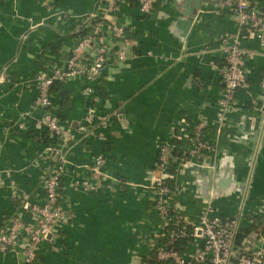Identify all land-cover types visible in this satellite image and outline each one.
Wrapping results in <instances>:
<instances>
[{
  "label": "crops",
  "instance_id": "obj_1",
  "mask_svg": "<svg viewBox=\"0 0 264 264\" xmlns=\"http://www.w3.org/2000/svg\"><path fill=\"white\" fill-rule=\"evenodd\" d=\"M97 1L0 0V225L15 210L14 190L42 200L50 161L39 155L46 143L27 133L44 129L31 120L22 129L10 124L32 109L36 75L66 68L83 18ZM251 1L264 16V0ZM103 6L100 0L99 13ZM111 20L130 40L125 45L104 32L108 44L124 51L123 59L115 54L96 79L75 76L61 85L68 94L60 122L73 134L63 144L69 161L60 194L65 217L40 244L36 264H141L164 227L150 189L159 149L172 140L181 150L189 146L197 121L205 123L203 137L213 149L200 165L173 164L169 205L191 227L202 196L213 192L214 214H241V227H264V27L262 39L244 35L248 85L236 90L220 119L223 54L217 41L238 26L218 0H156L147 13L125 1ZM85 86L100 98L97 112L108 115L107 124L95 125L87 136L77 130L91 106ZM51 96L58 109L57 91ZM98 153L105 156L103 170L119 183L106 181L96 191L74 188L72 181L89 176ZM261 236L251 245L264 251ZM196 244L184 251H195ZM24 247L19 241L1 251L0 264H21Z\"/></svg>",
  "mask_w": 264,
  "mask_h": 264
},
{
  "label": "built area",
  "instance_id": "obj_2",
  "mask_svg": "<svg viewBox=\"0 0 264 264\" xmlns=\"http://www.w3.org/2000/svg\"><path fill=\"white\" fill-rule=\"evenodd\" d=\"M138 9L149 12L156 0H135ZM125 0H103L104 6L100 13H89L97 16L93 24H87L89 30L82 35L73 46L67 60L66 68L53 66L49 71L42 70L36 77V96L33 100L32 109L21 114L19 121L12 122L10 126L22 129L25 121L31 120L37 128L47 131L54 143L45 144L39 155L49 157L50 169L48 177L43 181V197L40 202L34 201L30 194L21 190H14L13 198L20 203V209L10 218L3 227L0 225V252L12 250L19 241L25 243L22 252L21 264H36L40 244L53 236L65 217L63 207L57 202L60 181L66 174V165L69 163L63 144L71 140L73 134L64 128L56 114L47 107L53 105L50 85L55 80L65 81L75 76H85L88 80L100 76L108 59L110 45L104 32L117 41L129 45V38L122 25L111 20V14L118 11L119 4ZM221 7L227 9L237 22L238 30L234 34H223L218 38V47L223 54V64L218 68L223 81V92L219 101V117L232 103L234 94L238 88L247 87L245 74V54L242 47L244 38L243 31L251 33L262 39L264 16L261 10L251 0H218ZM85 24V23H84ZM85 27V25H83ZM105 30V31H104ZM116 55L123 59L124 51L117 50ZM82 93L91 95V106L85 115L84 122L77 130L83 136L91 134L95 125L105 126L108 115L99 114L96 105L99 96L93 92L91 86H85ZM40 112V115H36ZM205 123L197 121L192 126L191 143L183 148L185 157L175 158L173 150L177 147L176 141H168L161 145L159 155L155 163L150 189L153 194L154 206L158 210L163 221V229L150 242V249L155 250L156 260H171L174 264H263L264 251L257 245H251L248 239L246 247L239 249L235 243V235L240 226L241 214L221 217L213 213L211 201L213 192L202 196V207L198 220L192 224L189 231L185 223L180 221L179 216L168 203L171 195L169 180L172 176L171 167L173 162L190 165H200L204 153L212 150V144L203 137ZM98 137H102L100 134ZM105 156L95 154L90 162L89 176L75 178L72 181L74 188L85 191H96L102 184L109 181L110 184L119 183V178L110 176L103 170ZM175 165V163H174ZM0 178V184H1ZM25 215L30 219H24ZM194 235V236H193ZM264 238V234L261 236ZM161 238H165L164 241ZM185 240L187 244L197 243L193 252H186L185 246L182 251L177 243Z\"/></svg>",
  "mask_w": 264,
  "mask_h": 264
},
{
  "label": "trees",
  "instance_id": "obj_3",
  "mask_svg": "<svg viewBox=\"0 0 264 264\" xmlns=\"http://www.w3.org/2000/svg\"><path fill=\"white\" fill-rule=\"evenodd\" d=\"M125 1H130V2H133L137 5L136 1L135 0H125ZM97 16H90V14H87L84 18H83V21H84V25L85 27H81L79 33L82 35H84L85 33H87V31L89 30V28L87 27V24H93V22L95 21ZM126 31V30H125ZM247 32L244 30L243 31V35H245ZM110 45V51H109V54H108V59L106 61L109 62L113 59V57L115 56L116 54V51L118 50V48L116 47V45H112V44H109ZM63 82L64 81H60V80H55L51 83L50 85V88H49V91H50V94H52V92L54 90L57 91L58 95H59V98H60V105L58 107V109H55L54 108V105L52 106H49L47 107L49 110L53 111L56 116L58 117V119H64V115H63V104H65V99H67L66 95L68 94V92H66L64 89H61V85H63ZM224 85V84H223ZM52 98V96H51ZM53 101V100H52ZM205 127L203 128V131H204ZM30 136H37L41 141H43L44 143L46 144H52L54 143V138L51 137V135L47 132V131H42V132H39V131H35L34 129H29L28 132H27ZM159 153V152H158ZM159 155V154H158ZM158 155H157V158H158ZM173 156L175 158H181V157H185L186 155L184 154V152L179 149L178 147H175V149L173 150ZM175 162H173L174 164ZM47 171L45 172L44 174V177L42 178V182L48 177V174H49V171L50 169H46ZM61 183H62V179L60 181V189L58 190V197H57V202L60 203V194H61ZM171 185V184H170ZM13 202H14V205H15V210L13 211V213L11 214H4V216L1 218V220L4 219L3 221V224H1V226H5L8 221L10 220V218L13 216V214L20 209V203L19 201L16 199V198H13L12 199ZM255 217V216H254ZM253 217V218H254ZM28 218L30 219L29 216L25 215L24 219L28 220ZM2 223V222H1ZM181 224H182V221H181ZM258 224H253V225H250L249 228H243L241 226H239L238 230H237V233L235 235V243L237 245V247L239 249H242L244 247H246L248 244H246V240L245 239H248L249 240V243L251 244V242H253V239L256 238V237H259L261 235L264 234V227H261V229L259 230H256L255 228L257 227ZM188 227V230L191 231L192 230V227L190 226H187ZM253 230V231H252ZM253 237L251 238L250 236ZM162 241L165 240V238H161ZM187 244V242H185V240H181L177 243L178 245V249L180 251H182L183 249V246H185ZM155 250L152 249L149 254L147 256H144L142 258V263L141 264H174V262H172L171 260H163V261H157L156 260V254H155ZM38 258V254H37V257L36 259Z\"/></svg>",
  "mask_w": 264,
  "mask_h": 264
},
{
  "label": "water",
  "instance_id": "obj_4",
  "mask_svg": "<svg viewBox=\"0 0 264 264\" xmlns=\"http://www.w3.org/2000/svg\"><path fill=\"white\" fill-rule=\"evenodd\" d=\"M99 1H100V0H98V1L96 2L93 12H96V10H97V6H98V4H99ZM50 236H51V234L48 235V237H50ZM140 261H141V260H140ZM139 263H140V262H139Z\"/></svg>",
  "mask_w": 264,
  "mask_h": 264
}]
</instances>
